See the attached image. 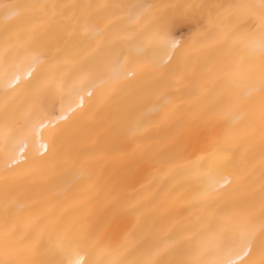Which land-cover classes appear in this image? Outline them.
<instances>
[{"label": "bare ground", "instance_id": "1", "mask_svg": "<svg viewBox=\"0 0 264 264\" xmlns=\"http://www.w3.org/2000/svg\"><path fill=\"white\" fill-rule=\"evenodd\" d=\"M0 264H264V0H0Z\"/></svg>", "mask_w": 264, "mask_h": 264}, {"label": "rangeland", "instance_id": "2", "mask_svg": "<svg viewBox=\"0 0 264 264\" xmlns=\"http://www.w3.org/2000/svg\"><path fill=\"white\" fill-rule=\"evenodd\" d=\"M189 26L190 24H184L182 26L179 27V29L177 30V34L178 35H185L187 34V32L189 31Z\"/></svg>", "mask_w": 264, "mask_h": 264}]
</instances>
